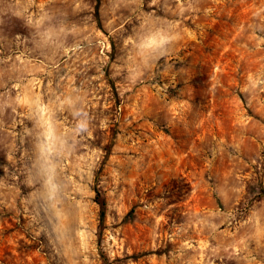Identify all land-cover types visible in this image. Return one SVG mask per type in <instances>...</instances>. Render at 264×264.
<instances>
[{
  "label": "rangeland",
  "instance_id": "obj_1",
  "mask_svg": "<svg viewBox=\"0 0 264 264\" xmlns=\"http://www.w3.org/2000/svg\"><path fill=\"white\" fill-rule=\"evenodd\" d=\"M103 257L264 264V0H0V264Z\"/></svg>",
  "mask_w": 264,
  "mask_h": 264
},
{
  "label": "trees",
  "instance_id": "obj_2",
  "mask_svg": "<svg viewBox=\"0 0 264 264\" xmlns=\"http://www.w3.org/2000/svg\"><path fill=\"white\" fill-rule=\"evenodd\" d=\"M94 201L98 206L99 226L100 229H102L105 219L107 201L105 196H103L99 191H96ZM103 264H108L107 260L104 257Z\"/></svg>",
  "mask_w": 264,
  "mask_h": 264
}]
</instances>
